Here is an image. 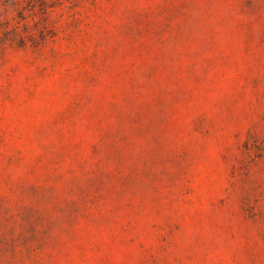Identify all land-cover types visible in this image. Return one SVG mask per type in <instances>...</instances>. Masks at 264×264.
Wrapping results in <instances>:
<instances>
[{
	"label": "rangeland",
	"instance_id": "1",
	"mask_svg": "<svg viewBox=\"0 0 264 264\" xmlns=\"http://www.w3.org/2000/svg\"><path fill=\"white\" fill-rule=\"evenodd\" d=\"M0 264H264V0H0Z\"/></svg>",
	"mask_w": 264,
	"mask_h": 264
}]
</instances>
